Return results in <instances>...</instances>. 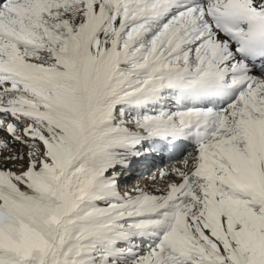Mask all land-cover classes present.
<instances>
[{
    "label": "snow or ice",
    "instance_id": "1",
    "mask_svg": "<svg viewBox=\"0 0 264 264\" xmlns=\"http://www.w3.org/2000/svg\"><path fill=\"white\" fill-rule=\"evenodd\" d=\"M0 264H264V0H0Z\"/></svg>",
    "mask_w": 264,
    "mask_h": 264
},
{
    "label": "bare ground",
    "instance_id": "2",
    "mask_svg": "<svg viewBox=\"0 0 264 264\" xmlns=\"http://www.w3.org/2000/svg\"><path fill=\"white\" fill-rule=\"evenodd\" d=\"M151 158L148 159V162L142 161L136 165L135 170L125 177V179L122 183V189L124 187L132 188L133 185H131V184H130V186H127L129 183H127L126 178L127 177L132 178V176H134L135 174H137L139 172H142V173L140 174V177H137V178L141 179V181H145L147 184L152 183L151 180L148 179V177L151 174L155 173L158 169H162L166 166H169L171 163L167 159L166 155L155 156V158H159V159L149 161V160H151ZM141 181H139V183H138L140 186L142 185ZM132 182H133V180L130 183H132Z\"/></svg>",
    "mask_w": 264,
    "mask_h": 264
},
{
    "label": "rangeland",
    "instance_id": "3",
    "mask_svg": "<svg viewBox=\"0 0 264 264\" xmlns=\"http://www.w3.org/2000/svg\"><path fill=\"white\" fill-rule=\"evenodd\" d=\"M157 156H158V155H157ZM156 159H159V158L152 157L151 160H149V161H153V160H156ZM145 162H148V160L145 161ZM141 173H142V172H139V173L135 174L134 176H132V178L127 177V178H126V181H127V183H129L127 186H130V184H131V185H133V187H135V186L139 183V181H141V179L137 178V177H140V174H141ZM132 180H133V182L130 183ZM141 183H142L141 186H146L149 190H150L151 187H152V183H148V184H147L145 181H141ZM134 184H135V185H134ZM156 186L159 187L160 184L158 183ZM133 187H132V188H133Z\"/></svg>",
    "mask_w": 264,
    "mask_h": 264
}]
</instances>
